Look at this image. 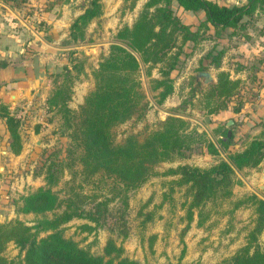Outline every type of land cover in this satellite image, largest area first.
Listing matches in <instances>:
<instances>
[{
	"label": "trees",
	"instance_id": "trees-1",
	"mask_svg": "<svg viewBox=\"0 0 264 264\" xmlns=\"http://www.w3.org/2000/svg\"><path fill=\"white\" fill-rule=\"evenodd\" d=\"M173 1L184 10H203L206 18L194 30L192 25L183 23L175 15L171 6ZM259 2L264 4V0H249L244 5H226L213 0H147L135 21L117 30L108 53L92 69L94 87L85 95L78 110L71 108L69 101L75 80L85 71L84 60L70 59L71 65L61 68L46 105L48 111L55 110L61 115V130L70 142L63 155L59 156L60 151L53 149L44 158L45 185L20 196L17 210L41 215L36 223L28 225L18 218L0 222V264H16L1 254L11 241L24 251V264H142L124 255V247L114 237L107 239L102 253H93L77 240L65 236L64 225L74 218H85L95 224L84 222L79 227L92 231L103 224L110 201L118 198L120 209L125 212L130 193L154 175L165 177L164 184L168 188L163 191L161 202L154 204L152 209L142 212L152 198L143 204L139 212L144 215L142 224L154 220L156 208L163 206L167 199L175 205L173 193L181 187L185 190L180 206L184 210L180 217L185 221L183 232L194 220L197 225H203L215 213H233L243 205H252L255 217L246 243L217 264H264V249L258 242V236L264 231V194L252 192L233 198L234 185L242 183L237 170L256 167L264 158V132L236 151L230 150L231 136H227V128L219 133L218 140H214L207 131L191 127L190 122L178 115H168L143 138L130 133L121 142H116L114 132L116 125L144 107L143 68L147 76L158 68L160 76L150 78V90L156 91L157 102L163 103L174 91L171 72L179 62L183 44L202 39L208 22L220 28L236 26ZM101 13V2L91 0L71 23L70 37L74 41L83 39L88 22ZM207 57L216 68L220 67L221 53H208ZM239 86V79H232L228 71L219 69L216 82L204 92L207 112L226 109L232 101L236 102L234 111H239L243 104L237 94ZM0 117L5 120L10 134L12 152L20 153L23 147L20 120L1 100ZM200 145L212 155L221 156L222 150L228 151L227 156H221L209 166L180 162L163 171L156 169L158 163L184 158ZM74 163L81 168L73 174H80L83 180L88 181L95 175H100V179L112 178L111 196H104L91 208L83 206L81 200L72 195L61 198L54 186L64 166L71 168ZM226 202L231 204L228 209H224ZM121 231L127 236V230ZM41 232L46 234L40 235ZM155 238L156 235L151 236L150 245Z\"/></svg>",
	"mask_w": 264,
	"mask_h": 264
},
{
	"label": "rangeland",
	"instance_id": "rangeland-1",
	"mask_svg": "<svg viewBox=\"0 0 264 264\" xmlns=\"http://www.w3.org/2000/svg\"><path fill=\"white\" fill-rule=\"evenodd\" d=\"M4 1V4L19 11L21 19H27L33 30L26 28L22 23L17 24L18 21L14 15L7 14L4 10L6 7L2 4H0L1 28L9 32V28L13 29V24L17 26L16 28L19 29L17 39L19 38V41L28 47L30 53L46 56L48 50H51L50 54L54 60L50 62L52 64L50 92L55 86L56 74L63 66H70L73 59L84 60L85 71L75 80L69 101L70 107L78 110L85 95L94 87L92 69L97 67L101 58L108 53L110 44L115 41L114 35L117 30L125 24L131 25L147 0H99L102 13L88 22L84 38L77 41L70 37L71 23L79 12L84 11L91 0ZM171 6L175 15L183 23L191 26L190 21H193L192 28L196 30L199 27L200 15H196L192 20L175 1ZM44 39L58 46L44 48V42L42 43ZM200 40H189L183 44L179 62L171 72L174 79V91L161 104L157 102L156 91L150 90L149 81L151 77L160 76L158 68L152 70L151 76H147L143 68L142 84L146 95L144 107L114 127L116 142H121L130 133H136L139 138H143L150 129L155 128L168 115L183 117L190 122L191 127H196L200 131L205 129L206 116L214 117L213 114L216 112H207L204 106V92L208 88L205 89L203 86L204 78L196 75L201 68ZM39 56H36L34 64L39 68L36 72L40 75L43 69H40L38 65L44 64L45 59L44 57L39 59ZM38 86H40L39 91L32 89L30 100L21 99L14 105L7 103L10 110L20 120L19 129L23 141L20 153L12 152L9 146L10 134L7 131L5 120L0 117V222L18 218L28 225L36 223L41 215L17 210L20 196L45 185L44 158L53 149L60 151L59 156L63 155L70 142V138L61 130V115L55 110L48 111L47 109L46 99L50 93L46 98L40 95L47 87L44 83H39ZM81 100L82 102L79 103ZM222 127L213 128L211 135L221 133L225 126ZM230 150H242V146L239 148L231 146ZM227 153L228 151L222 150L221 156L226 157ZM221 156L210 154L205 147L200 145L184 158L174 162L158 163L156 169L163 171L168 166L180 162L209 166L218 161ZM80 168L81 166L77 163H74L71 168L64 166L61 177L54 186L61 198L72 195L76 200H81L83 206L91 208L104 196H111L109 189L114 184L112 178L100 179V175H95L86 181L80 174H73ZM238 171L242 183L234 185L233 198L252 192L264 194V190H253L254 186L247 185L246 181H249L251 176L249 167ZM164 180L165 177L154 175L141 187L132 191L125 212L120 209L122 206L118 198L110 201L103 224L92 231L81 230L79 225L84 222L94 225L95 222L85 218L72 219L64 225V235L72 237L81 246L96 254L103 252V247L109 237H114L117 243L124 247V255L137 259L142 264H217L232 256L246 243L248 231L253 226L255 217L252 205H243L233 213H215L203 225H197L194 220L191 226L183 232L185 221L180 217L184 214V210L180 206L184 200V187L178 188L173 193L175 197L173 204L175 205L167 199L163 206L156 208L155 219L142 224L144 215L139 212L149 198H152L151 202L143 208L142 212L152 209L154 204L161 202L162 193L168 188ZM93 195L97 197L94 198ZM230 207L231 204L226 202L224 209ZM48 215L51 213L49 212ZM158 215L161 216L158 217ZM122 229L127 230V236L123 235ZM45 234V232L40 233V235ZM152 235H156V238L150 245ZM258 242L264 249V231L258 236ZM1 254L16 264H24V251L13 241L6 245Z\"/></svg>",
	"mask_w": 264,
	"mask_h": 264
},
{
	"label": "crops",
	"instance_id": "crops-1",
	"mask_svg": "<svg viewBox=\"0 0 264 264\" xmlns=\"http://www.w3.org/2000/svg\"><path fill=\"white\" fill-rule=\"evenodd\" d=\"M213 1L226 5L249 3V0ZM4 2V0H0V4L6 7L4 9L6 13L13 14L18 21L17 24L21 25L22 23L32 31L30 22H27L25 18L21 19L20 12L12 9L10 5L7 6ZM185 12L191 19L196 15H200L201 21L206 18L203 10H185ZM190 24L193 27L194 22L190 21ZM207 25V31L200 40V70L212 71L214 78L208 83L203 80V86L205 89L209 88L216 82L217 71L219 69L226 70L229 72L230 78L240 80L237 94L243 104L239 111H234L236 102L232 101L228 108L220 109L213 114L214 117L206 116L210 118V121H207L204 130L212 139L218 140L221 135L214 134L212 136V130L215 127L223 128L222 126H225L227 131L230 129L232 132L230 147L239 148L242 146L243 149L252 138L261 136L264 132V4L259 2L255 9L245 14L236 26L220 28L215 27L211 22H208ZM16 27L13 24V29L9 28L8 32L0 26V100L13 105L21 99L30 100L32 89L39 91V83H44V86L47 87L40 95L44 98L48 96L52 87L50 79L52 64L50 62L54 60L50 54L51 50H48L46 56L30 53L28 47H25L19 38L17 39L19 29ZM43 42L44 48L58 46L45 39L42 40ZM208 53L214 55L221 53L219 68L214 66L210 57L205 58ZM36 56H39V59L43 57L45 59L44 64L38 65L40 69H43L40 75L36 72L39 68L34 64ZM229 119H232V123L227 125ZM249 171L251 176L250 180L246 181L247 185L254 186L253 190H264V158L256 167H250ZM237 172L239 175L238 170Z\"/></svg>",
	"mask_w": 264,
	"mask_h": 264
},
{
	"label": "water",
	"instance_id": "water-1",
	"mask_svg": "<svg viewBox=\"0 0 264 264\" xmlns=\"http://www.w3.org/2000/svg\"><path fill=\"white\" fill-rule=\"evenodd\" d=\"M196 75L203 77L205 82H207V83L213 81V78H214V73L212 71H210V70H199V71H197ZM206 120L210 121V118L206 117ZM231 123H232V119H229L228 122H227V125H230ZM199 129H202V128L199 127ZM231 133L232 132L229 129L227 131V136H230Z\"/></svg>",
	"mask_w": 264,
	"mask_h": 264
}]
</instances>
